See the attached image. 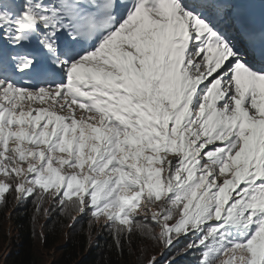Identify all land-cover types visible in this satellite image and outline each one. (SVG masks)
Wrapping results in <instances>:
<instances>
[{
    "label": "snow or ice",
    "instance_id": "1",
    "mask_svg": "<svg viewBox=\"0 0 264 264\" xmlns=\"http://www.w3.org/2000/svg\"><path fill=\"white\" fill-rule=\"evenodd\" d=\"M256 3L0 0V203L103 215L117 249L134 232L158 243L147 264H264ZM45 97L58 110L18 105Z\"/></svg>",
    "mask_w": 264,
    "mask_h": 264
},
{
    "label": "trees",
    "instance_id": "2",
    "mask_svg": "<svg viewBox=\"0 0 264 264\" xmlns=\"http://www.w3.org/2000/svg\"><path fill=\"white\" fill-rule=\"evenodd\" d=\"M44 208L49 209L46 216ZM104 223L103 215L61 213L60 206L49 198L37 213L32 196L15 202L14 193L7 195L6 202L0 203V264H147L158 254V243L140 232L132 233L117 249L111 232L101 226ZM148 223L154 232L159 231L154 222ZM186 243L182 240L178 247ZM196 255L189 252L180 264H195Z\"/></svg>",
    "mask_w": 264,
    "mask_h": 264
},
{
    "label": "rangeland",
    "instance_id": "3",
    "mask_svg": "<svg viewBox=\"0 0 264 264\" xmlns=\"http://www.w3.org/2000/svg\"><path fill=\"white\" fill-rule=\"evenodd\" d=\"M84 99H87V98H84ZM57 100H59L61 103H63V100L61 99V98H59V97H57ZM20 104H22V105H24V109H25V111H27L28 110V106H29V104H31V106H32V108L34 109L35 107H38V106H48V105H52L53 107H56L57 108V110H58V104H55L54 102H53V100L52 99H50V98H48V97H45V100L44 101H41V100H35V101H28L27 100V98H25V99H23V100H21V101H19L18 102V105H20ZM74 107L77 109L76 110V112H75V115L78 117L79 115H80V109L78 108V106H75L74 105ZM49 110H52V108H49ZM65 111H67V108H65ZM34 114V113H33ZM24 143H27V141H25ZM23 146V145H22ZM61 155H66V154H64V153H60ZM176 153H175V151H170V152H168L167 153V156H174ZM7 155H8V153H6V157H7ZM160 157H165V153L163 152V150L158 154ZM29 159H30V157H29ZM20 163H21V165L22 166H24V167H26V161H24V160H21L20 161ZM159 163H163V159H161L160 161H159ZM55 166V165H54ZM66 167V166H65ZM161 175H163V173H161ZM143 201V200H142ZM150 205H148V207H149ZM143 207H145V204H144V201L142 202V205L139 207V208H137L136 209V211L137 212H139ZM152 208L154 209L153 210V212H159V209L157 208V206H156V204L155 205H153L152 204ZM151 208V209H152ZM8 245V244H7ZM228 259H229V256H228V254H226L223 258H222V260H221V262H220V264H225V262L226 261H228ZM232 264H238V259L236 260V261H232Z\"/></svg>",
    "mask_w": 264,
    "mask_h": 264
},
{
    "label": "bare ground",
    "instance_id": "4",
    "mask_svg": "<svg viewBox=\"0 0 264 264\" xmlns=\"http://www.w3.org/2000/svg\"><path fill=\"white\" fill-rule=\"evenodd\" d=\"M169 6H165V9L167 10V8H168ZM253 7H254V9L255 10H258V11H260L261 10V3H260V0H257V3L255 4V5H253Z\"/></svg>",
    "mask_w": 264,
    "mask_h": 264
}]
</instances>
